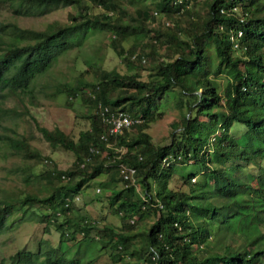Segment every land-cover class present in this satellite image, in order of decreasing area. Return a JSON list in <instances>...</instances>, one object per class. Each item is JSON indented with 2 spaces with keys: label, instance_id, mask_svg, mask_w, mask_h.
<instances>
[{
  "label": "trees",
  "instance_id": "1",
  "mask_svg": "<svg viewBox=\"0 0 264 264\" xmlns=\"http://www.w3.org/2000/svg\"><path fill=\"white\" fill-rule=\"evenodd\" d=\"M89 1L0 0V6L7 4L18 16L41 17L63 7L75 10L68 23H52L44 30L0 22V120L12 113L2 107L9 95L30 91L33 81L62 55L91 34L106 31L113 50L134 72L100 69L96 82L68 85L65 91L75 97L83 86H91V105L103 103L140 121L110 135L114 148L107 149L101 136L108 127L96 113L77 140L60 128L38 125L33 117L45 140L73 152L76 161L66 170L55 163L42 173L28 168L24 183L42 182L47 193L32 191L19 199L6 194L0 199V242L21 222L34 220L47 232L57 229L60 244L41 240L37 251L23 248L1 264H93L102 248L114 262L128 258L140 264H264V0H206L202 23L195 19L192 0H150L132 12L124 0ZM93 7L103 11L94 13ZM165 14L189 19L185 26L180 21L156 26L157 17ZM239 29L243 35L236 48L231 34ZM131 39L128 52L124 42ZM138 49L149 66L140 58L131 59ZM222 74L228 78L224 94L218 81ZM170 105L180 118L172 123L170 141L156 143L148 129ZM213 134L217 137L212 140ZM0 143L11 153L42 158L27 139L0 132ZM91 145L106 150L108 157L100 160L97 154L81 166ZM191 163L199 165L204 177L194 183L198 174L183 175L187 189L173 190L175 170ZM121 164L136 168L142 194L124 180ZM249 167L255 170L245 180L238 173ZM102 175L107 178L99 184L105 193L110 191V211L121 217V229L72 216L79 209L76 198ZM17 212L21 215L14 216ZM10 217H15L12 224ZM148 217H154L152 224L133 233L136 223Z\"/></svg>",
  "mask_w": 264,
  "mask_h": 264
},
{
  "label": "rangeland",
  "instance_id": "2",
  "mask_svg": "<svg viewBox=\"0 0 264 264\" xmlns=\"http://www.w3.org/2000/svg\"><path fill=\"white\" fill-rule=\"evenodd\" d=\"M89 1V0H87ZM131 0H124L130 12L141 4H150V0H145L141 3H134ZM90 2V1H89ZM206 0H192V10L195 12V19L198 23H202L206 16L207 10L205 7ZM71 7H63L55 10L45 16L31 17L18 16L13 14L7 4L0 6V22H16L23 28H32L36 30H44L52 23L66 24L69 22V14L74 13ZM101 7H93L94 13H101ZM191 11V13L193 12ZM162 17V18H161ZM188 15L179 19L173 16L160 15L156 26L161 27L172 26L173 21H180L182 26L186 25ZM111 34L106 31L96 32L81 45L62 55L53 67L45 74L39 76L31 85L30 91L19 92L18 95H9L5 103L2 105L4 109H12L10 116L3 117L0 120V132L11 135L20 140L27 139L31 148L39 151L41 157L37 160L35 157H25L24 152L18 154L9 152V147L0 143V199L6 194H10L13 198L19 199L24 197L29 192H36L40 195L47 193V190L42 187V182L31 184L24 183L26 171L33 166L35 173H42L50 169L49 165L58 166L60 170H66L73 166L76 161V156L73 152L65 149L62 146L52 147L51 144L42 136L38 125L47 127L48 129L60 128L72 138L78 139L80 132L90 128L89 116L95 114L97 109L94 105L88 102L91 96V86H83L80 92L75 96H70L65 91L66 86H77L80 82L94 83L98 80V72L100 69H118L122 73L134 72L128 68L111 47ZM133 44V40L124 42V47L128 51ZM129 52V51H128ZM141 53V50H135V53ZM215 47L211 45V64H216V56L214 54ZM162 53H167V50H162ZM148 62V60H147ZM149 66V62L146 67ZM145 66L142 67L144 78L148 77V70ZM220 91L224 94L227 86L228 78L222 74L218 78ZM164 116L154 122L151 128L148 129L156 143H168L172 133V123L175 119H179L178 110L172 105L163 108ZM19 113H22L21 115ZM243 127L236 130L237 135L242 133ZM135 133V131H131ZM213 134L210 139L216 138ZM113 142L107 145L108 148H114ZM123 149V151L126 149ZM6 152V156L4 153ZM100 160L108 157L106 150L100 149ZM51 161V162H50ZM195 163V162H193ZM179 165L175 170L174 178L171 180L170 187L173 190L187 189L184 185L183 175L195 172L198 176L192 182L200 183L204 177L199 170V165L196 164ZM34 164V165H33ZM24 168V169H22ZM255 168L249 167L238 173L245 180L250 179L249 173H254ZM249 177V178H248ZM106 175H102L98 179L92 181L90 186L80 194V199L77 200L79 209L72 216L78 218H86L90 221L106 223L116 229L122 228V219L120 216L114 215L110 211L108 195L110 191H106L105 186L100 185L106 179ZM252 184H256L255 180H250ZM137 188L142 194V187L137 184ZM21 212L15 213L14 216H20ZM15 217H10L9 224H12ZM154 217H148L144 221L136 223L133 233H139L140 229H146L147 225ZM21 221V220H20ZM22 224V225H21ZM21 226L14 228L12 231L6 232L0 242V264L2 260L8 261L9 256L13 253L22 250L23 248L34 249L39 248L40 241H48L50 245L59 246L60 233L52 228V232H47L44 224H40L34 220L21 222ZM218 223L214 224L211 229H216ZM137 244L141 245V237L137 239ZM71 245V243H70ZM46 246V244H43ZM60 253V252H59ZM93 264H140L137 260L126 258L114 262L109 253L102 248L99 255L95 257Z\"/></svg>",
  "mask_w": 264,
  "mask_h": 264
},
{
  "label": "built area",
  "instance_id": "3",
  "mask_svg": "<svg viewBox=\"0 0 264 264\" xmlns=\"http://www.w3.org/2000/svg\"><path fill=\"white\" fill-rule=\"evenodd\" d=\"M179 3L184 2V0H178ZM225 10L223 9L222 12ZM243 21V20H242ZM243 35V31L241 29L237 31H233L231 34V39L234 42V45L236 48L240 46L239 43V38ZM139 53H133L131 56L132 60H138L140 58ZM142 62H146L147 59L145 56H142L140 58ZM97 112L96 114L100 117L101 122L108 127V131L102 134L101 138L102 140L107 144L110 145L111 142L109 141V136H117L121 134L125 129L131 128L134 124L140 121L139 118H135L131 116L130 114L126 113L125 111H118L112 109L110 106L104 105L103 103H99L96 106ZM125 152L123 149L118 148L117 152ZM100 154V148L91 145L89 148V153L87 156L83 159V162L81 163V166H85L88 162L92 160V157ZM165 162L168 161V157L165 158ZM51 162V161H50ZM121 172L124 177L125 181H128L129 183H133L137 186L136 180H135V175H136V168L134 166L130 165H123L121 164ZM77 200L79 199L78 197L76 198ZM160 208H163L162 204L157 205ZM134 222V220H132Z\"/></svg>",
  "mask_w": 264,
  "mask_h": 264
}]
</instances>
